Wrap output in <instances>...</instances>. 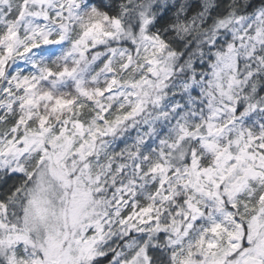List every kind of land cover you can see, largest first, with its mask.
I'll return each instance as SVG.
<instances>
[{
  "label": "snow or ice",
  "instance_id": "1",
  "mask_svg": "<svg viewBox=\"0 0 264 264\" xmlns=\"http://www.w3.org/2000/svg\"><path fill=\"white\" fill-rule=\"evenodd\" d=\"M0 264H264V0H0Z\"/></svg>",
  "mask_w": 264,
  "mask_h": 264
}]
</instances>
